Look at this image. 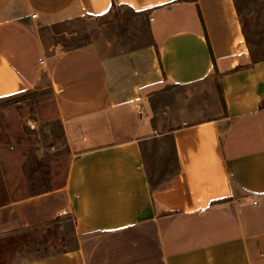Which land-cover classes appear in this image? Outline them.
<instances>
[{
    "label": "crops",
    "instance_id": "crops-1",
    "mask_svg": "<svg viewBox=\"0 0 264 264\" xmlns=\"http://www.w3.org/2000/svg\"><path fill=\"white\" fill-rule=\"evenodd\" d=\"M113 5L146 17L170 101L149 82L122 97V60L95 45H46ZM45 86L66 179L1 203L0 236L72 215L75 244L39 264H264V56L235 0H0V97ZM142 193L151 211L122 222Z\"/></svg>",
    "mask_w": 264,
    "mask_h": 264
},
{
    "label": "rangeland",
    "instance_id": "rangeland-1",
    "mask_svg": "<svg viewBox=\"0 0 264 264\" xmlns=\"http://www.w3.org/2000/svg\"><path fill=\"white\" fill-rule=\"evenodd\" d=\"M235 1L250 48L256 57L264 56V0ZM155 17L154 27L160 28L161 17ZM44 38L48 46L59 43L67 50L95 45L109 56L120 58L122 97L133 95L136 86L147 82L152 88L164 86L156 96L165 102L176 92L173 85H164L146 17L130 7L113 5L104 14L53 25ZM164 109L168 110L166 106ZM70 161L57 101L50 87L0 97V204L10 197L63 185ZM131 206L124 210L127 215L122 216V222L151 211L145 193L137 197L135 207ZM75 240L72 215L21 229L0 236V264H39L55 253L69 250Z\"/></svg>",
    "mask_w": 264,
    "mask_h": 264
},
{
    "label": "built area",
    "instance_id": "built-area-1",
    "mask_svg": "<svg viewBox=\"0 0 264 264\" xmlns=\"http://www.w3.org/2000/svg\"><path fill=\"white\" fill-rule=\"evenodd\" d=\"M34 17L36 16V14L33 15ZM151 20L153 19L152 17L150 18Z\"/></svg>",
    "mask_w": 264,
    "mask_h": 264
}]
</instances>
